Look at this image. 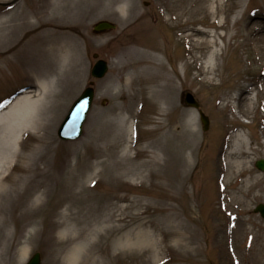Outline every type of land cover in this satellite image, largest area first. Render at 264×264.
I'll list each match as a JSON object with an SVG mask.
<instances>
[{"label": "rangeland", "instance_id": "374dc122", "mask_svg": "<svg viewBox=\"0 0 264 264\" xmlns=\"http://www.w3.org/2000/svg\"><path fill=\"white\" fill-rule=\"evenodd\" d=\"M52 1L55 7L50 8ZM191 1L176 6L177 0H68L76 15L57 19L59 0H0V109L20 97L36 100L16 144H6L0 125L4 174L13 173L11 181L21 192L28 184L42 182L32 198L24 195L17 211L38 206L35 224L28 225L27 217L12 218L13 205L0 216V264H26L36 251L42 264H71V244L64 234L80 228L92 238L94 229L106 233L107 226L119 225L118 219L123 229L90 240L96 264H138L136 257L115 259L124 248L142 254L147 264H264V218L254 211L264 203V170L256 167L257 160L264 159V0H229L231 11L226 14L214 0H196L206 9L194 16L201 21L184 24L186 16L178 13L194 7ZM213 10L223 26L213 23ZM99 20H110L116 28L95 33L93 25ZM256 22L260 34L253 35ZM41 24L74 36L62 42L69 51L58 58L49 78L35 76V71L45 74L38 70L43 60L34 39ZM191 29L215 35L214 72L201 74L200 68L212 47L197 48L179 37ZM135 45L161 57L167 73L179 71L174 102L166 99L161 88L165 85L140 82L132 87L126 82L123 67L131 52H123ZM94 53L109 62L101 79L91 75ZM43 80L45 89L40 86ZM91 82L96 97L83 135L63 141L58 126ZM247 89L252 98L246 103L253 102L244 115L239 110L245 101L238 95ZM188 91L199 107L183 102ZM200 111L209 117L207 130ZM150 118L164 123L161 135L167 152L151 168L152 176L149 154L138 151L146 147ZM46 189V203L39 206L36 195ZM63 189L77 200L72 207L69 200L57 204ZM51 207L55 211L50 219ZM126 232L136 235L128 246L119 240ZM147 244H155V249ZM23 245L28 252L21 258Z\"/></svg>", "mask_w": 264, "mask_h": 264}, {"label": "bare ground", "instance_id": "6f19581e", "mask_svg": "<svg viewBox=\"0 0 264 264\" xmlns=\"http://www.w3.org/2000/svg\"><path fill=\"white\" fill-rule=\"evenodd\" d=\"M60 3L58 5H56V10L59 14V16H57V19L60 18H66L67 16H71V15H76L77 11L74 10V7L71 6L68 2V0H59ZM173 0H168V2H172ZM181 0H177V5L176 6H180ZM229 0H214L213 2L217 4V8L218 11L221 10L222 13L226 14L227 12L229 13L231 11V6L228 4ZM176 2V0H175ZM190 5L194 6L192 8H190L188 11H183L185 13H182L181 11H179V15L180 14H184V16H186L185 18L182 17V19L184 20V24L186 23H193V22H198L201 21V17L197 16L194 17L195 15H198V13L201 12H205L206 9H204L203 4H197L196 0H192ZM214 5V4H213ZM212 5V9L214 8V6ZM50 8L55 7V4L53 5V1L50 2L49 4ZM220 6V9H219ZM78 10H80V8H77ZM170 10H172L171 8H169ZM179 10H181V8L179 7ZM218 11L213 10L212 15L213 17V23L218 24L219 27L223 26V20L221 21L219 15H218ZM221 12L220 15L222 14ZM218 15V16H217ZM255 18H261L260 15L257 16V14L255 15ZM169 20V19H168ZM221 21V22H219ZM26 24V23H24ZM44 25L41 24L39 25L37 28H40V33L36 34V38H34L37 41V45L36 48L38 50H40L41 53V57L40 60H43L41 62V66L40 68H38V70L40 72H44L45 74H38L37 71H35V76L36 77H40L43 76L42 78H49L50 75H53L55 73V68L57 66V60L58 58L61 57V55L64 56V53L69 51L66 50L67 48L62 46V42H64V39H70V40H74V36L72 34H70L68 31H64V30H52L49 28H44ZM255 26V30L252 33L253 35H258L260 34L259 30L256 28L258 27V22L254 23ZM253 28V26H252ZM192 33L190 32H186L183 33V31H181L179 33V37L181 38H185L189 43L194 44L196 47L199 46H210L212 47L209 51V54H211V56L209 57V59H207V61L205 62L204 65H202L204 67V69L201 68V74L204 73H210V72H214V64L212 62V59L214 58L215 54H216V40H215V35L210 34L208 31L205 30H201V29H191ZM198 34H201L200 37L196 38L195 35L199 36ZM203 35V36H202ZM260 38L264 41V35H260ZM198 46V47H199ZM48 47V49H47ZM197 47V48H198ZM200 48V47H199ZM159 51L161 52V49L159 50H154V52ZM46 52L48 53V55L46 54ZM128 52H131V56H129V58L127 59L126 63L124 64L123 70L124 71H128V75H127V79L126 82L128 81L130 84V86H134L137 85L138 83L141 82V84H148V85H152L154 87L158 86V84L165 85L164 87H161L162 89H164V91H166L164 93L166 99L168 101H175V97H176V91H177V85H175V79L176 77L179 76V71L177 70L175 72V74L171 75L169 73L166 72L165 69V64L164 62L161 60L162 58L158 57L156 54H152L150 52V50H148L147 52L141 51L140 49H138V47L135 45L134 47H126L124 48V54H128ZM159 58V60H158ZM47 75V76H44ZM41 78V77H40ZM213 77H211L210 79H212ZM60 81H62L60 79ZM46 81H40V86H42L44 89L47 87L46 85ZM254 92V91H253ZM241 93V94H240ZM238 95L239 100H244L245 103L242 105V108L239 110L240 113L242 114H246L249 113V108L251 107V104L248 105L246 103V101L249 100V98L251 99L252 96H250L252 94V90L251 89H247L246 91L243 90L241 91ZM245 94V95H244ZM246 94L249 95L246 96ZM133 98L137 97L136 93H132ZM256 96V95H255ZM35 99H32L31 96H24V97H20L17 98L15 101H13L11 104H9L8 106L5 107V109L0 112V125L1 128L3 129L4 133H3V139H5L6 144L7 145H12V140L15 142H17V138L19 133L21 132V130L23 129L24 125L26 123H24L25 121H29L30 118L32 117V108L35 106ZM228 105H230V103H228ZM246 105V106H245ZM131 106H134V100L131 101ZM247 107V108H246ZM30 116V117H29ZM28 118V119H27ZM27 119V120H26ZM149 121L153 124V126L149 129V137H148V141L146 144L145 148H142L139 151V153L141 152H147L149 154V160L147 161L148 166L150 167V175L152 176V170L151 168L157 167L159 164V159H160V154L166 155L167 152L165 151V143H163V138L161 135V131L164 127V123L163 122H158L156 120H154L153 118H150ZM137 119H135V123H134V128H133V133H134V139L136 140V133H138V126H137ZM24 124V125H23ZM21 129V130H20ZM172 128L169 126V131H171ZM264 133V132H263ZM5 134V135H4ZM117 143L114 142L113 144L110 145L109 147V153H111L112 151H110L111 146H116ZM8 148V147H6ZM130 147H127L125 150V153L128 152ZM4 154L5 153H1L0 155V176L2 174V177H0V216L5 215L11 205H13L12 209V218H16V219H25L26 217L29 219L28 221V225H32L35 224L34 221L32 220L35 216V214L37 213V207H31L28 210L22 211L17 213V211L19 210L20 205L22 204L23 201V197L24 195H27L26 198H32V195L38 191V187L40 186V184H42V182H37L27 186V188H24L21 192L18 184L15 185V181H11L14 178L13 173H10L8 175H5V171H4V165H2V161H4ZM9 154H7L8 157ZM127 155V154H126ZM170 156V155H169ZM168 159V158H166ZM13 169H17V166L13 167ZM12 175V176H11ZM155 175H158L157 173ZM33 177V175H30V180ZM10 186L9 189H7V187ZM24 191V192H23ZM49 189H46L45 191H42L39 195H36V203H38L39 206L44 205L46 203V197L49 194ZM63 192L65 193L64 196L60 197L59 201L57 204H61L64 201H71L70 202V207L73 206V203L75 204V202H77V200L71 199L68 196V192L67 189H63ZM167 200H169V198H167ZM56 204V206H57ZM50 219L51 216H54V211L55 208L51 207L50 208ZM58 209V208H57ZM69 210V209H68ZM53 214V215H52ZM70 214V210L66 213V215ZM31 216V217H30ZM53 219V222H56ZM120 219H118V223L119 225H117L115 227V225L113 227H106V233H101L97 231V229H94L92 231V238H87V236L89 235L88 232L86 231V229L83 231L80 228H75V229H71V233L70 234H64L67 235V243L71 244V253L69 255V259L71 260V264H91L92 262L94 264H96V262H94V256L97 255L96 251H93L92 248V244H94L92 241L98 234L100 235V237H103L105 235H107L108 233H111L113 231H117L119 229H121L122 227V223L119 222ZM52 220H51V224H53ZM75 226L77 227L78 225H80V220H74ZM57 227V223H55L54 225H52L51 228V232H55V229ZM118 227V228H117ZM115 228V229H114ZM117 229V230H116ZM123 229V228H122ZM92 229H90L91 231ZM90 236V235H89ZM136 237L135 234L133 233H125L124 235H121L119 237V240H123V245H131V243L133 242L134 238ZM139 238V236H138ZM142 238V237H141ZM139 238V239H141ZM66 243V244H67ZM87 244V246H86ZM89 244V245H88ZM147 246L150 249H155L154 246L155 244H147ZM126 247V246H124ZM28 252V245H23L21 248V252H20V256L21 258L23 256H25ZM99 254V252H98ZM142 255V254H141ZM141 255H132L130 252H128L125 248L121 249L118 253L115 254V259L121 260L124 259L126 257H136L138 259V264H147V261L145 259H143V257ZM10 259L13 260V263L15 260V257H11ZM160 261V260H159ZM3 262V259H2ZM165 260H161L159 262V264H167L165 263ZM153 263V262H152ZM156 264V263H155Z\"/></svg>", "mask_w": 264, "mask_h": 264}, {"label": "water", "instance_id": "95a60500", "mask_svg": "<svg viewBox=\"0 0 264 264\" xmlns=\"http://www.w3.org/2000/svg\"><path fill=\"white\" fill-rule=\"evenodd\" d=\"M115 27V24L108 20H101L94 25L95 32H103ZM95 57L98 54H94ZM108 71V63L105 60H98L92 68V74L95 77H103ZM93 83V82H91ZM94 98V88L92 86L87 87L84 92L76 99L71 106L67 116L63 120L58 130L59 136L62 139H76L81 136L83 131V123L87 117V114L92 106ZM184 100L187 104L199 107V102L195 99L192 93L187 92ZM201 121L203 123L204 130H207L210 125L209 117L200 111ZM256 166L264 170V159L258 160ZM255 212H259L264 217V203H260L256 206ZM27 264H41L40 253H35Z\"/></svg>", "mask_w": 264, "mask_h": 264}]
</instances>
